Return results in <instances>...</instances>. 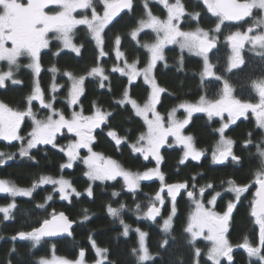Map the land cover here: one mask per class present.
Listing matches in <instances>:
<instances>
[{
	"label": "trees",
	"instance_id": "trees-1",
	"mask_svg": "<svg viewBox=\"0 0 264 264\" xmlns=\"http://www.w3.org/2000/svg\"><path fill=\"white\" fill-rule=\"evenodd\" d=\"M169 3H175V0H169ZM181 3L186 10L182 28L192 30L198 26L213 32L219 39L218 48L209 55V59L214 66L215 76H219L220 79H207L204 76L201 56L187 51L181 54L178 46L166 48L165 59L159 61L154 69V76L159 86L165 89L161 93L158 109L166 122L168 113L173 108H178L181 103L197 102L201 95L208 99H218L225 80L232 87L237 99L256 102L253 82L264 78V56L246 49L243 51V64L229 70L231 53L228 43L224 41L236 31H245L252 25V17L238 25L224 21L220 31L216 32L219 18L207 10L202 0H181ZM95 7L98 13L103 12L98 0L95 1ZM148 8L156 16H166L165 8L155 0H148ZM188 13L199 15L196 19H192ZM84 15L91 16V11L77 13L76 16ZM253 15L259 20L264 19L260 11H254ZM141 18H145L143 0H133V8L115 17L105 28L103 51L106 55L104 56L99 55L100 49L96 46L87 26L79 25L75 28L73 36L74 44L81 48L79 55L71 50L62 49L60 42L52 39L49 47L41 51V70L38 75L27 67L30 62L28 57L18 58L19 68L14 70L13 78L20 83L13 84L10 80H6L4 86L0 87V101L13 109L25 110L29 107L27 97L32 94L34 83L38 80L45 102L52 101L53 109L63 113L66 118H70L72 113L77 111L84 115H93L96 110L93 106L95 103L102 112L110 115L101 128L92 133L95 137L91 145L93 151L111 158L130 171L143 172L151 169L155 164L153 158L150 156L145 160L143 154L136 152L133 147L144 143L143 141L137 143L138 137L147 127L143 118L135 114L130 103L123 105L117 103L123 99V92L127 90L129 97L142 105L150 94V87L142 77L129 82L128 76L113 71V68L122 61L136 62L139 68L147 65L149 53L143 44L155 40L153 32L149 30L140 32L135 40L130 35L131 31L138 27ZM117 35L121 38L120 45L115 44ZM117 51L122 53V57L117 56ZM95 66L102 67L104 75L108 77L103 81L104 87L99 86L100 77L87 75ZM53 67L57 69L55 76L50 71ZM1 68L4 71L8 70L5 62L1 63ZM65 72L77 77H85L83 94L74 106L68 101L70 79L64 75ZM53 84L59 87L55 92H53ZM30 106L38 117L49 115L50 110L44 108L38 101H32ZM178 115L181 118L186 116L181 110H178ZM224 121H227V117L209 120L205 113H195L191 116L189 123L183 129V134L192 137L195 149L201 151L202 155L199 160L188 157L181 164L179 161L183 157L184 148L176 145L164 146L162 171L165 184L187 182L189 190L193 184L197 189L205 187L204 202L211 199L215 192H220L222 195L216 200V209L220 212L226 211L229 201H235L233 193L224 191L229 186V180L235 181L237 185H251L241 196L240 201L235 203L226 233L232 245V259L229 262L227 258H223L221 264H264L258 257H250L247 250L239 246L247 237L254 247H260L259 226L254 223L250 213L252 202L255 200L254 174L260 167L256 144L264 136V130L260 129L251 117L226 128L224 135L234 141L232 152L240 157V162L237 165L231 160L221 165L213 162L212 154L220 139V133L216 129H219ZM32 126L31 119L25 117L18 133L25 138L24 141L0 140V153H4L0 156V160L4 161L0 164V180H6L22 189H30L34 183L38 184L31 196L12 197L7 193H0V208L15 204L9 220H4V214L0 212V264H36L39 258L49 259L53 254L73 260L79 257L81 249L85 252V260L92 262L96 260L97 255L89 237L100 248L108 249L107 261L111 264H137L135 256L132 255V249L139 246V235L135 231L137 228L147 233V247L154 258L146 261L145 264H194V246L188 243L189 234L184 232L194 205L186 193L176 199L172 230L169 234H165L162 231L163 218L167 217L172 209V201L167 196H164L165 201L157 220L142 218L152 202H155L156 206L160 205L155 201V195L161 186L159 179L142 180L140 187L135 192H131L120 177L116 180L90 181L85 175L87 166L81 159L74 161L71 168H61L68 159L67 153L61 151L62 146L73 139V135L68 134L66 130L57 137L55 147L51 144L37 145L27 156H21L19 149L21 144L26 145L27 139L30 138ZM110 131H115L117 137L121 138L120 144L108 135ZM249 133L253 143L245 146ZM8 156L12 158L8 159ZM45 176L53 179H68L81 195L77 197L73 194L69 200L61 199L53 185L39 184L41 177ZM209 183L214 186L215 192L213 189H207ZM90 186L92 196H88L86 191ZM114 191L119 195L113 197ZM49 195L52 196L51 200L46 199ZM121 203L126 207L121 211L120 217L110 216L107 207L111 205L118 208ZM40 204H44L45 207H38ZM137 204L141 206L139 210L136 208ZM53 211L64 212L75 222L71 237L52 241L43 239L45 242L36 248H33L28 240L12 239L19 231H31L34 227H39L42 220L50 218ZM85 215L89 219L84 220ZM120 218L130 226L127 237L122 235L124 228ZM165 239L168 241L167 244L163 243ZM195 247L201 249L199 264H212L206 255L210 244L198 239ZM261 254H264V247H261Z\"/></svg>",
	"mask_w": 264,
	"mask_h": 264
},
{
	"label": "snow or ice",
	"instance_id": "snow-or-ice-1",
	"mask_svg": "<svg viewBox=\"0 0 264 264\" xmlns=\"http://www.w3.org/2000/svg\"><path fill=\"white\" fill-rule=\"evenodd\" d=\"M99 2L103 4V15L97 13L93 0H0V61H6L8 65L7 71L0 72V87L4 86L6 80H10L13 84L20 83V81L13 78L14 70L19 68L18 58L20 57H28L31 62L27 67L32 69L36 75L40 73V54L42 49L49 47L50 33L53 34L52 38L60 42L62 49H70L79 55L81 48L73 43L74 29L78 25H86L96 46L100 49L99 55H106L103 51L104 37L102 33L123 9L133 8V0H99ZM157 2L162 4L167 10L166 19H160L158 16L153 15L152 11L148 8V0H143L145 18H141L138 21V27L134 28L130 33L134 40L146 28L151 29L156 34V39L153 43L143 44V47L150 53L146 67L139 69L136 62H133L131 64L126 63L123 68H113V71H118L121 75L128 76L129 82L134 77L142 75L144 82L151 87L150 95L143 105L137 103L135 99H131L127 90L123 92V99L117 103L122 105L130 103L135 110V114L143 118L147 127L146 131L138 137L137 143L139 144L140 141L144 143L140 146L133 145V147L136 152L143 154L145 160H148L150 156L154 158L157 162L156 168L149 169L143 173H133L122 168L111 158H106L100 153L94 152L91 145L95 137L92 133L102 123H105L110 113L102 112L94 103L93 106L96 110L93 115L84 116L82 112H73L70 118H66L63 113L53 109L52 103L44 102L43 92L38 80L34 83L32 94L27 97L29 107L25 110L13 109L3 101H0V138L7 141H24L25 138L18 133L22 121H24L25 117H29L33 128L30 138L26 141V145L21 144L19 149L21 156H27L29 151L38 144H51L55 147L54 141L57 133L62 128H66L69 133H74L78 139L68 145L67 155L69 160L68 163L61 165V168H71L73 161L79 158L87 166L85 175L90 181L116 180L117 177H123L125 186L131 192H135L140 187L141 180L149 181L153 177L158 178L161 186L155 195V201H158L161 205L164 204V197L161 193L164 192L165 188L167 196L171 197L172 201L171 213L167 218L163 219L162 231L165 234H169L172 230L177 195L180 193V190H186L187 197L194 205V208L188 216L184 232L189 234L188 243L194 246V264H199L201 249L195 247V243L200 237L210 242L211 246L208 248L206 255L212 261V264H221V259L225 257L230 262L232 259V245L225 233L227 232V223L230 215L235 207L234 202L229 201L227 210L223 214H219L205 207L203 201L206 191L205 187L197 189V186L193 184L189 190L187 182L165 184L164 174L159 170V163L162 160L160 148L167 141V138L171 136L178 145H183V157L179 161L181 164L188 157H191L193 160L200 159L202 152L195 149L192 137L182 134V129L189 123V118L194 112L206 113L209 120L213 117H221L223 119V113L227 112L229 123L235 124L236 120L246 116L251 111L255 115L257 126L260 129H264V80L253 82V88L259 96L258 103L245 102L235 98L232 95V87L225 80L218 99H208L206 96L201 95L199 102L196 104L187 102L179 104L178 108H173L168 113L167 126H165L164 117L156 110V105L160 101V94L165 89L159 87L152 76V71L157 61L165 59L163 54L164 48L169 44H177L181 50V54L187 50L189 53L202 56L204 63L203 74L205 76H212V65L209 63L208 53L216 46L217 38L215 35L210 36L208 31L198 26L194 31H182L180 29L177 22L185 15V8L181 0H175V3H169V0H157ZM204 4L210 13L219 18L216 24V32L220 31L224 21H241L245 17L251 16L253 9L264 10V0H245L243 3L239 2V0H204ZM86 9L92 10L91 18L84 15L78 19L73 15L77 10ZM198 15V13H188V16L192 19H196ZM258 24L264 25V19L258 21ZM252 30L251 27L248 29L249 32ZM227 40L231 43L232 48V56L229 58V70L243 63L240 50L244 47L245 42L252 45V50H255L258 46L262 50L259 54L264 56V32L249 36L247 33L237 31L234 34H230ZM120 42L121 38L117 35L115 37V44L120 45ZM56 54L58 55L59 53ZM121 55L122 53L117 51V56ZM50 71L55 76L57 69L53 67ZM64 75L68 76L71 81L69 103L76 104L78 98L83 94L85 77H77L70 72H65ZM87 75L93 77L100 76V87H104L103 81L108 79L104 75L103 68L99 66L92 67ZM216 79L219 80L220 77L217 76ZM52 88L55 90L57 86L53 84ZM32 100H40L42 106L49 109L51 114L44 119H38L30 106ZM179 109H184L187 113L184 119L176 117V112ZM149 113H151V118H149ZM57 116L58 119H55L54 117ZM229 123H222L221 127L216 129L220 133V139L215 146L212 159L214 163H223L231 156L232 161L238 165L240 157L235 156L232 152L234 141L224 136L225 129L229 127ZM108 135L113 137L117 144L121 143V138L117 137L115 131H110ZM248 135L249 138L245 141V146L253 143L251 133ZM81 148L87 149L90 155L78 157V150ZM63 150L61 149V151ZM256 152L259 156L260 167L254 174V182L258 185V188L255 193L256 199L251 205L250 215L255 218L254 223L259 226L260 247H254L247 237L244 238L243 244L239 246L245 248L250 257L255 256L264 261V254H261V247H264V136L256 144ZM3 155L4 153H0V156ZM7 158L11 159L12 156H8ZM3 162V160H0V164ZM49 183L59 186L56 190L60 193V198L63 200H69L73 194L77 197L81 195L80 192L72 187L70 181L63 178L53 179L45 176L41 177L39 181V184ZM228 185L224 191L233 193L236 202H239L241 196L251 187V185H237L233 180H229ZM36 187H38V184L34 183L32 188L22 189L6 180H0V193H7L12 197L31 196L32 191ZM69 189H71V192H69ZM207 189H213L215 192L214 186L211 183L207 185ZM86 191L88 196L93 195L91 186ZM118 195V192L114 191L112 193L113 197ZM221 195L220 192H215L207 203L214 204L217 197ZM46 199L51 200L52 196L49 195ZM14 207L15 204H9L7 207L0 208V212L4 214V220L11 218L10 213ZM38 207L44 208L45 205L40 204ZM125 207L123 203L118 208L109 205L107 212L113 218H119L121 211ZM140 207L137 204V210ZM158 216H160V209L156 206L155 202H152L142 218L155 221ZM87 219L89 217L85 215L84 220ZM73 223L75 222L71 221L64 212L56 213L53 211L50 214V218L43 219L39 227H34L31 231H19L12 239L28 240L31 242L32 247L36 248L45 242L43 240L45 237H55L63 233L71 236L70 230ZM120 223L124 228L122 235L127 237L130 226L125 224L122 218H120ZM135 231L139 235V246L132 249V255L135 256L137 264H145L146 261L154 259L146 245L147 233L141 231L139 228ZM89 240L98 257L95 264H111V262L107 261L108 249L100 248L91 237H89ZM167 242L165 239L163 243L167 244ZM161 246L163 247V245ZM84 255L85 252L81 249L79 258L71 261L53 254L51 259L39 258L36 264H85Z\"/></svg>",
	"mask_w": 264,
	"mask_h": 264
},
{
	"label": "rangeland",
	"instance_id": "rangeland-1",
	"mask_svg": "<svg viewBox=\"0 0 264 264\" xmlns=\"http://www.w3.org/2000/svg\"><path fill=\"white\" fill-rule=\"evenodd\" d=\"M95 1L96 0H93V3H94V6H95ZM99 1V0H98ZM155 1H157V0H155ZM203 1V3H204V0H202ZM100 3V2H99ZM160 4V3H159ZM100 5L102 6V8H103V4L102 3H100ZM162 7H163V5L162 4H160ZM207 7V6H206ZM96 8V7H95ZM164 8V7H163ZM87 10H89V11H91L92 12V10L91 9H86V10H77V12H75V13H73V15L76 17V18H81V17H78V16H76L77 15V13H85ZM166 10V9H165ZM254 11H260V13H261V17L262 18H264V10H261V9H253V12ZM98 13V12H97ZM98 14H100V15H103V12L102 13H98ZM185 14H186V10H185ZM154 15V14H153ZM185 16V15H184ZM89 18H91V16H88ZM159 17V16H158ZM166 17H167V10H166V16L165 17H159L160 19H166ZM252 19H251V22H252V25H250V26H248V28L245 30V31H239V32H241V33H247L249 36H254V35H257V34H260L261 32H264V25H259L258 24V21H260L257 17H255L254 15H253V13H252ZM183 18L184 17H182L181 18V20L179 21V22H177L178 23V26L180 27V29L182 30V31H194L195 29H192V30H187V29H184V28H182V26H181V24H182V22H183ZM175 22V21H174ZM110 24V23H109ZM108 24V25H109ZM79 26V25H78ZM86 26V25H85ZM77 27V26H76ZM252 28L253 30L251 31V32H249L248 31V29L249 28ZM75 30V29H74ZM145 30H149V31H151V32H153L151 29H144L143 31H145ZM203 30H205V31H208L209 32V35L210 36H212V35H215L213 32H210L209 30H206V29H203ZM143 31H141V32H143ZM237 32V31H236ZM153 34H154V36H155V39H156V34L153 32ZM234 34V33H233ZM102 36H103V33H102ZM216 36V35H215ZM53 37V34L52 33H50L49 34V39H50V42L52 41V39H54V38H52ZM217 38V37H216ZM73 39H74V37H73ZM155 41V40H154ZM154 41H152V42H150V43H153ZM216 41L218 42L219 41V39L217 38L216 39ZM225 42H227L228 43V47L230 48V57L232 56V48H231V43L227 40V37H226V39L224 40ZM73 43H74V41H73ZM172 46H178L177 44H169V45H167L165 48H164V52H165V50H166V48H168V47H172ZM179 47V46H178ZM249 47H251V49H252V45L251 44H249V43H247V42H245L244 43V47L240 50V53H241V57H242V59H243V51L244 50H246L247 48H249ZM43 50V49H42ZM41 50V51H42ZM67 50H70V49H67ZM148 51V50H147ZM185 51H187V50H185ZM255 51H258L259 53L262 51L258 46H257V48L255 49ZM188 52V51H187ZM149 53V52H148ZM164 54V53H163ZM191 54H195V53H191ZM196 55V54H195ZM120 57H122V56H119V58ZM202 57V56H201ZM208 57H209V55H208ZM118 58V59H119ZM149 58H150V53H149ZM203 58V57H202ZM149 60V59H148ZM29 61H30V59H29ZM2 62H5V64H7V62L6 61H0V72H4V70H2V68H1V63ZM31 62V61H30ZM29 62V63H30ZM159 61H157V63H158ZM127 62H125V61H122L121 62V64L120 65H118L117 67H121V68H123V67H125V64H126ZM156 63V64H157ZM209 63L211 64V62H210V59H209ZM128 64H131V63H128ZM243 64V63H242ZM242 64H240L239 66H241ZM212 65V64H211ZM238 66V67H239ZM7 67H8V65H7ZM146 67V66H145ZM137 68H139L138 66H137ZM237 68V67H236ZM139 69H143V68H139ZM154 69H155V67H154ZM154 69H153V71H152V76L154 77V79H155V81H156V83L158 84V82H157V80H156V78H155V76H154ZM233 69V68H232ZM5 71H7V70H5ZM212 72H213V75L212 76H205L206 78H211V77H214L215 76V72H214V66L212 65ZM89 77H93V76H89ZM95 77H97V76H95ZM98 77H100V76H98ZM139 77H142L143 79H144V77L141 75V76H137V77H134L131 81H135V80H137ZM101 78V77H100ZM70 85H71V81H70ZM148 85V84H147ZM149 87H150V85H148ZM158 86H159V84H158ZM160 87V86H159ZM59 89V87L57 86V88L55 89V90H53V92H55V91H57ZM69 90H70V86H69ZM150 92H151V87H150ZM150 95V94H149ZM232 95L234 96V93L232 92ZM69 96V95H68ZM160 96H161V94H160ZM81 97V96H80ZM80 97L78 98V101H79V99H80ZM235 97V96H234ZM69 100L68 101H70V96H69V98H68ZM32 101H38L39 102V104H41V101L40 100H32ZM77 101V102H78ZM44 102H45V100H44ZM199 102V100L197 101V102H194V103H191V104H196V103H198ZM46 103V102H45ZM47 103H52V101L51 102H47ZM187 103H190V102H187ZM77 104V103H76ZM76 104H70L71 106H74V105H76ZM143 105V104H142ZM156 110L161 114V116L163 117V115H162V113L160 112V110L158 109V104L156 105ZM179 110H181V111H184V109H179ZM32 111H33V109H32ZM34 112V111H33ZM77 112H80V111H77ZM185 112V111H184ZM35 113V112H34ZM195 113H202V112H194L193 114H195ZM36 114V113H35ZM49 114H51V111L49 112ZM83 114V113H82ZM185 114H186V116H187V113L185 112ZM192 114V115H193ZM206 114V113H205ZM248 114H253L251 111H249V113H247L246 114V116H244V117H247V115ZM84 115V114H83ZM191 115V116H192ZM37 116V115H36ZM48 116V115H47ZM84 116H88V115H84ZM185 116V117H186ZM224 116L225 117H227V121H224V123H229V119H228V113L227 112H225V113H223V118H224ZM176 117L178 118V119H184L185 117H179V115H178V111L176 112ZM253 117L255 118V115L253 114ZM37 118L38 119H44L45 117H38L37 116ZM55 119H58V116L57 117H54ZM149 118H151V113H149ZM213 118H221V117H213ZM191 119V117L189 118V120ZM256 119V118H255ZM165 120V119H164ZM225 120V119H224ZM237 121V120H236ZM22 123H23V121H22ZM22 123H21V126H22ZM232 123H229V126L231 125ZM165 126H167V122H166V120H165ZM32 128H33V126H32ZM185 128V127H184ZM183 128V129H184ZM183 129H182V134H183ZM65 130H66V132L68 133V134H70V135H73V139H71V140H69L67 143H65L62 147H63V149H64V151L67 153V151H68V145L70 144V143H72L73 141H75L76 139H78V138H76L75 137V134L74 133H69L68 131H67V129L66 128H62L61 130H60V132L59 133H57V135H56V139H55V141H54V143H56V140H57V137L59 136V135H61L63 132H65ZM262 130H264V129H262ZM32 131V130H31ZM184 135V134H183ZM185 136V135H184ZM225 136V135H224ZM226 137V136H225ZM227 138V137H226ZM171 139V140H170ZM0 140H4V139H2V138H0ZM5 141H7V140H5ZM38 145H42V144H38ZM166 145H176V146H182L183 147V145H178L177 143H176V141H175V139L173 138V137H171V136H169L168 138H167V141L164 143V145L160 148V155H161V157H162V148L164 147V146H166ZM86 152V154H84ZM88 155H90V153H88V150L87 149H85V148H81V149H79L78 150V157H85V156H88ZM67 157H68V155H67ZM68 160H69V157H68V159H67V161H66V163H68ZM76 160H79V158L78 159H76ZM75 160V161H76ZM153 160H154V162H155V164H154V166L151 168V169H154V168H156L157 167V162H156V160L153 158ZM162 160H163V157H162ZM162 160L160 161V163H159V170H160V172H162L163 173V171H162ZM74 162V161H73ZM65 163V164H66ZM72 165H73V163H72ZM122 167V166H121ZM123 168V167H122ZM125 170H127V169H125ZM128 171H130V170H128ZM131 172H133V173H137L136 171H131ZM143 172H145V171H143ZM143 172H138V173H143ZM118 178V177H117ZM120 178H122L123 179V177H120ZM153 178H156V177H153ZM60 179V178H59ZM64 179V178H63ZM158 179V178H157ZM65 180H68V179H65ZM69 181V180H68ZM142 181V180H141ZM141 181H140V183H141ZM165 182V181H164ZM50 184V183H49ZM51 185H53V184H51ZM72 185V184H71ZM54 186V190L58 193V195H59V197H60V193L56 190L59 186L58 185H53ZM73 187V186H72ZM69 192H71V189H69ZM244 195V194H243ZM72 196V195H71ZM70 196V197H71ZM217 200V199H216ZM164 201H165V199H164ZM234 202V204L236 203V201H233ZM204 204H205V207H207V208H210V209H212L213 211H215V212H217V213H219V214H223L224 212H220V211H218L217 209H216V201H215V203L214 204H208L207 202H204ZM3 208V207H2ZM227 210V209H226ZM168 217V216H167ZM167 217H164V218H167ZM163 218V219H164ZM144 232V231H143ZM225 235H226V237H227V234L225 233ZM198 239H202V240H204V241H206L203 237H200V238H198ZM197 239V240H198ZM227 239H228V237H227ZM206 242H208L209 244H210V242L209 241H206ZM146 245H147V241H146ZM211 246V245H210ZM151 254V253H150ZM152 255V254H151ZM55 256H57V255H55ZM153 256V255H152ZM57 257H61V256H57ZM52 258V257H51ZM51 258H49V259H51ZM79 257H77L76 259H73V260H71V261H75V260H77ZM84 259V262H85V264H95V261L98 259V257L96 258V260L95 261H92V262H89V261H87V260H85V258H83ZM223 259V258H222ZM221 259V260H222ZM69 260V259H68ZM264 262V261H263Z\"/></svg>",
	"mask_w": 264,
	"mask_h": 264
},
{
	"label": "water",
	"instance_id": "water-1",
	"mask_svg": "<svg viewBox=\"0 0 264 264\" xmlns=\"http://www.w3.org/2000/svg\"><path fill=\"white\" fill-rule=\"evenodd\" d=\"M239 2H241V3H243V2H245V0H239ZM129 9H123L116 17H119V16H121V15H123L125 12H127ZM253 13V12H252ZM250 17L251 16H248V17H245L243 20H241V21H227V22H230V23H232V24H234V25H238V24H240L241 22H245V21H247V20H249L250 19ZM218 48V42L216 41V46L213 48V49H211L210 51H209V53H208V55H210L211 53H213L216 49ZM106 122V121H105ZM104 123H102L101 125H100V127L99 128H101V126L103 125ZM99 128H96L94 131H96L97 129H99ZM232 160V158H231V156L230 157H228V159L227 160H225L223 163H219V164H221V165H223V164H225L227 161H231ZM179 183V182H178ZM171 184H175V183H171ZM254 186H255V193H256V191H257V188H258V185L257 184H255L254 183ZM183 193H186V190H184V189H182V190H180V193L177 195V198L176 199H178ZM161 195L164 197V196H167V190H166V188H165V190H164V192H162L161 193ZM167 198H169V199H171V197H169V196H167ZM255 199H256V197H255ZM159 209H160V211H161V207H162V205L160 204L159 206H157ZM234 209H235V207L233 208V212H234ZM232 212V213H233ZM232 213H231V215H232ZM65 215L66 216H68L66 213H65ZM231 215H230V218H229V221H228V223H227V231H228V229H229V224H230V220H231ZM69 218V217H68ZM159 218V216L156 218V220ZM254 218V217H253ZM70 219V218H69ZM255 219V218H254ZM71 220V219H70ZM72 221V220H71ZM75 227V223H73V225H72V228H71V233H72V230H73V228ZM227 233V232H226ZM72 235V234H71ZM68 237H71V236H69L67 233H63V234H61V235H58V236H55V237H45V238H43L44 240H49V241H52V240H58V239H64V238H68Z\"/></svg>",
	"mask_w": 264,
	"mask_h": 264
},
{
	"label": "flooded vegetation",
	"instance_id": "flooded-vegetation-1",
	"mask_svg": "<svg viewBox=\"0 0 264 264\" xmlns=\"http://www.w3.org/2000/svg\"><path fill=\"white\" fill-rule=\"evenodd\" d=\"M252 16V15H251ZM251 18V17H250ZM247 51H249V52H251V53H255V54H257V55H260L259 54V52L258 51H255V50H252L251 49V47H249V48H247ZM212 64V63H211ZM213 65V64H212ZM240 67V66H239ZM238 68V67H237ZM233 69H235V68H233ZM233 69H231V70H233ZM211 78H216V76H214V77H211ZM207 79H209V78H207ZM260 80H264V78L263 79H260ZM260 80H257V81H260ZM233 93H234V91H233ZM254 93H255V95L257 96V101L256 102H250V103H258V101H259V96H258V94L256 93V91L254 90ZM236 98V97H235ZM249 113V112H248ZM225 117V116H224ZM248 117H251V118H253L254 119V121L256 122V119L253 117V114H248L247 115V117H240L236 122H235V124L236 123H238L240 120H242V119H246V118H248ZM235 124H231L230 126H233V125H235ZM229 126V127H230ZM226 258V257H225ZM222 261V260H221Z\"/></svg>",
	"mask_w": 264,
	"mask_h": 264
}]
</instances>
